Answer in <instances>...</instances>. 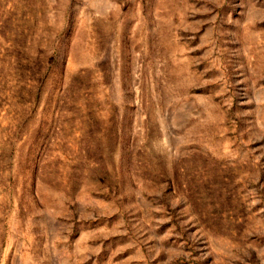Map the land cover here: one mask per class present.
Returning a JSON list of instances; mask_svg holds the SVG:
<instances>
[{"label": "rangeland", "instance_id": "1", "mask_svg": "<svg viewBox=\"0 0 264 264\" xmlns=\"http://www.w3.org/2000/svg\"><path fill=\"white\" fill-rule=\"evenodd\" d=\"M0 264H264V0H0Z\"/></svg>", "mask_w": 264, "mask_h": 264}]
</instances>
